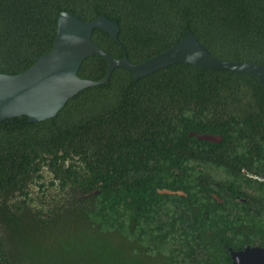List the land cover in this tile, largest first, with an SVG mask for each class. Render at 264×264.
<instances>
[{
	"label": "trees",
	"instance_id": "1",
	"mask_svg": "<svg viewBox=\"0 0 264 264\" xmlns=\"http://www.w3.org/2000/svg\"><path fill=\"white\" fill-rule=\"evenodd\" d=\"M62 12L84 21L100 15L117 21L119 43L101 29L92 39L114 58L126 54L135 64L171 48L190 30L221 60L264 65V0H0V73H23L49 53ZM107 70L108 62L94 55L78 75L99 81ZM174 103L198 107L166 115ZM163 120L195 152L256 150L264 158V85L256 77L180 63L136 80L118 68L108 84L83 90L50 119L0 123L10 129L3 137L16 152L7 164L0 161V264H146L132 255L137 223L125 222L128 199L144 197V183L138 178L131 186L126 178L142 166L135 154L139 137L168 131ZM191 131L224 141H198L189 138ZM180 149L182 156L191 150ZM189 187L192 198L205 192ZM55 191L64 197L57 199ZM213 218L218 236L204 237L202 247L211 248V264H231L221 234L232 224L219 214Z\"/></svg>",
	"mask_w": 264,
	"mask_h": 264
},
{
	"label": "flooded vegetation",
	"instance_id": "2",
	"mask_svg": "<svg viewBox=\"0 0 264 264\" xmlns=\"http://www.w3.org/2000/svg\"><path fill=\"white\" fill-rule=\"evenodd\" d=\"M184 107L191 111L198 105L174 103L166 115H179ZM163 124L170 123L163 120ZM8 131L9 128L0 126V161L3 164L16 156L14 146L12 148L3 137ZM178 132L169 125L168 131L139 137L143 143L135 154L142 160V166L131 168L130 172L136 175L126 178L131 186L138 178L144 183V197L128 199L125 211L126 224L135 226L137 223L138 227L139 239L136 235L131 242L132 255L143 256L146 264H170L171 260L173 264H193V260L211 264V248H203L205 242L201 240L218 236L213 227V216L217 214L232 224L231 228L225 226L221 234L231 264L232 251L264 248V158L261 159L256 150H226L222 156L204 150L195 152L192 148L197 147L193 144H180ZM194 134L212 135L191 131L189 138L213 144L224 141L222 135H212L222 140L211 142L199 140ZM180 147L192 151L184 149L182 156ZM189 185L205 192L192 198L187 191ZM211 208L215 211L208 214L206 210ZM2 218L0 215V222ZM14 260L11 259L10 264H24Z\"/></svg>",
	"mask_w": 264,
	"mask_h": 264
},
{
	"label": "water",
	"instance_id": "3",
	"mask_svg": "<svg viewBox=\"0 0 264 264\" xmlns=\"http://www.w3.org/2000/svg\"><path fill=\"white\" fill-rule=\"evenodd\" d=\"M101 29L119 43L120 26L105 15L93 21L62 12L57 21V34L52 50L41 56L29 69L17 75L0 73V123L26 116L30 123L50 119L66 103L90 87L108 84L114 70L131 72L136 80L147 77L175 64L195 65L203 69L239 72L256 77L264 85V65L258 63L225 61L212 55L189 30L171 48L135 64L128 56L117 59L94 43L92 34ZM94 55L108 62L104 79L93 81L79 77L83 62ZM199 140L217 142L221 137L194 134ZM233 264H264V248L232 251Z\"/></svg>",
	"mask_w": 264,
	"mask_h": 264
},
{
	"label": "rangeland",
	"instance_id": "4",
	"mask_svg": "<svg viewBox=\"0 0 264 264\" xmlns=\"http://www.w3.org/2000/svg\"><path fill=\"white\" fill-rule=\"evenodd\" d=\"M45 175H47V172L45 173ZM53 195H56L57 199H60V200L62 197H64L62 194L59 193V191L53 192ZM2 230H4V229L2 228Z\"/></svg>",
	"mask_w": 264,
	"mask_h": 264
}]
</instances>
